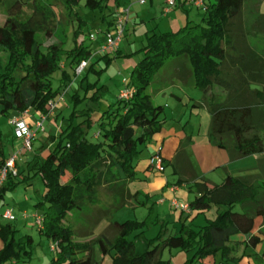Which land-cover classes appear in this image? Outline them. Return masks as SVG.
I'll use <instances>...</instances> for the list:
<instances>
[{
  "label": "trees",
  "instance_id": "trees-1",
  "mask_svg": "<svg viewBox=\"0 0 264 264\" xmlns=\"http://www.w3.org/2000/svg\"><path fill=\"white\" fill-rule=\"evenodd\" d=\"M121 1L115 0L117 9ZM203 1L201 24L188 21L177 32L148 36L141 50L143 58L131 73L132 99H117L101 114L93 108L85 110L82 122L69 125L58 139L51 137L28 163L45 187L43 200L37 204L44 226L38 229L55 246L52 264H101L105 258L110 264H170L161 257L166 249L192 252L185 264H206V260L216 264L217 258L220 264H239L247 257L246 249H255L262 242L264 224L257 234L254 230L256 220H264V159L258 161L255 173H227L219 185L195 176L191 214L183 222L170 224L159 216L153 222V208L152 216L141 222L112 221L118 210L133 201L140 203V192L132 193L129 185L139 177L143 150L161 133L166 121L162 118L164 107L153 103L147 89L168 61L172 68L168 83L179 79L177 69L185 64L188 87L202 92L194 106H205L211 115V145L225 150L231 161L264 153V50L258 52L248 41L250 33L264 36V11L247 22V0ZM187 5L189 0H177L176 8ZM79 6L80 0H15L6 9L0 26L1 115L32 111L48 116L50 103L73 81L62 69L64 59L75 68L88 62L85 71L94 70L99 59L107 64L112 61L109 53L93 61V50L84 43L65 49L66 40L58 37L64 26L78 23L74 38L87 27L77 11ZM85 8L103 14L107 7L100 0H86ZM110 14L113 20L106 33L115 20V13ZM38 34L49 39L45 51ZM55 72L61 74L58 90L53 89L50 77ZM86 78L83 72L76 80L81 83ZM98 97L96 93L92 96L93 104ZM56 141L50 149L48 145ZM7 158L0 133V168ZM30 178L20 171L16 177L9 176L0 187V201ZM89 211L102 215L117 232L112 241L103 236L91 238L92 234L80 236L73 228L68 216ZM210 212H215L212 218L207 216ZM201 216L205 224L194 225ZM150 225H157L159 231L147 238ZM17 234L13 224L0 223V264H27L33 259L32 236L17 238ZM237 236L246 240L234 241ZM137 241L145 245L142 253L137 252ZM253 258L264 264V250Z\"/></svg>",
  "mask_w": 264,
  "mask_h": 264
},
{
  "label": "rangeland",
  "instance_id": "rangeland-1",
  "mask_svg": "<svg viewBox=\"0 0 264 264\" xmlns=\"http://www.w3.org/2000/svg\"><path fill=\"white\" fill-rule=\"evenodd\" d=\"M106 9L102 14L100 10L90 12L85 8L86 0H80V6L77 10L81 15L87 27L84 33L74 38L75 31L78 23H70L68 26H64V29L58 33L63 41L66 40L65 49L71 50L75 46L84 43L89 45L94 53L99 51V47L104 42V35L108 30L109 23L112 22L113 16L110 13H116L118 9L128 10L126 33L117 50L110 52V58L112 61L107 62L102 59L98 60L95 64L94 70H84L87 74V78L81 83L79 80H74V68L70 64V60L64 59L62 62V69L65 70L70 76H72V83L61 89L57 98L54 100L55 108L49 113L44 123V131L41 132L36 140L33 142V149L31 152L21 155L17 163L18 171L22 172L24 176L31 177L26 182L17 186L14 190L8 191L3 200L0 201V223L1 224H13L18 229L17 238L25 235L32 236L34 240V255L30 263L27 264H52V259L55 253L51 250L52 244L46 236L40 235L39 229L35 226V219L33 214H40L42 211L37 204L43 200L45 193L44 183L41 177L34 175V171H31L29 162L32 160L35 152L46 144V141H51V137L58 139L61 132L69 125H77L85 119L82 116L85 110L89 108L95 109L99 114L105 110H109L113 106L120 93L125 90L124 82L130 80L131 73L135 66L142 60L143 52L142 48L147 43V38L153 34H160L166 32H177L179 29L187 25L188 21H192L194 24H201L205 17V12L202 8H197L194 5H187L184 8H175L169 15L164 13L166 7L165 0H147L144 4H140L138 0H122L120 7L117 9L115 0H100ZM15 0H4V4H0V26L6 19V9L10 8ZM27 13L29 11L24 9ZM259 11H264V0H247L244 11V19L249 22L254 20ZM105 16V19H104ZM95 35L96 40L91 41L90 35ZM37 40L43 44V51L46 50L47 39L43 34L37 35ZM249 45L255 47L258 52L264 50V36L262 34L255 35L250 33L248 36ZM97 56V57H96ZM99 55H94L95 58H99ZM93 58V61L96 59ZM171 64L168 61L155 77L154 83L147 89V93L150 94L152 101L155 105L163 106L165 112L162 116L165 120H170L175 117L180 120L181 126L186 127L189 134H193L200 140L206 138L209 135V128L211 122V115L205 106L193 107L196 104L193 100L202 99V92L196 88L181 86L180 84L168 83L167 80L169 74L172 72ZM53 81V89L58 90L60 86L61 74L55 72L50 75ZM156 89H161L163 92H156ZM96 93L99 95L98 99L94 102L91 101L92 96ZM180 97L182 100L177 101L174 96ZM199 102V101H198ZM190 109L193 111L190 112ZM30 115L33 120L38 118L34 112L30 111ZM23 114L10 113L7 115L0 114V133L2 136V142L4 145V152L6 155L13 149H16V141L13 136V128L10 121L13 117H22ZM37 116V117H36ZM97 116L96 113L93 115ZM193 124V125H191ZM179 130V126L173 124ZM169 124L165 125L167 128ZM194 126V127H193ZM200 129V136L197 131ZM93 132L95 131L92 130ZM93 136V133H91ZM57 141L48 147L52 149ZM197 152V151H196ZM148 150L145 148L142 154L147 155ZM46 155V153H44ZM10 156V155H9ZM8 156V157H9ZM200 160L199 156H196L195 160ZM264 158L263 154H258L250 157H246L230 163L229 170L232 176H240L244 172L257 167L258 161ZM22 159V160H21ZM26 159V163L24 160ZM23 163V168H20V163ZM165 170V169H164ZM221 178H225L226 172L223 168L219 170ZM155 175H164L166 178L175 183L178 177H173V171L168 168L167 171L154 172ZM218 175V174H217ZM154 178V177H153ZM222 179V180H223ZM151 181L145 178H140L129 185L132 193L137 190H145ZM221 182V181H220ZM155 184V183H154ZM190 187L186 188L190 201L194 198V189ZM191 189V190H190ZM149 199L146 198V194L143 195V199L139 202L133 201L128 206L118 210L112 216L113 222L123 223L126 221H144L150 216L153 218V222L159 216L160 209L156 207L155 202L161 197L160 193H152ZM152 201V202H150ZM168 204L162 209H166ZM152 209V215H150V209ZM5 211H10L14 217V221H9L2 217ZM25 215L28 216V220L25 219ZM160 217V216H159ZM160 219H164L162 216ZM68 220L73 228L78 231L80 236L92 234L91 238L103 236L107 240H113L117 232L109 226L102 215L97 212H73L68 216ZM197 226H202L203 223H195ZM205 224V223H204ZM173 231L172 226L169 227ZM159 231L157 225H150V229L146 233L147 238L154 237ZM137 252L142 253L145 249V245L141 241L136 243ZM193 253H187L178 250L166 249L162 252L161 257L163 260H169L170 264H185L187 260L192 258ZM110 260L105 258L101 264H110ZM209 261L206 260V264ZM12 264V263H6ZM216 264L219 263L217 258Z\"/></svg>",
  "mask_w": 264,
  "mask_h": 264
},
{
  "label": "crops",
  "instance_id": "crops-1",
  "mask_svg": "<svg viewBox=\"0 0 264 264\" xmlns=\"http://www.w3.org/2000/svg\"><path fill=\"white\" fill-rule=\"evenodd\" d=\"M95 59L97 60V58ZM177 70H178L177 76L179 77V79H174L171 83L172 84L177 83L180 84L181 86L184 85L188 87V82H189L188 65L182 64ZM74 80L76 79L74 78ZM155 91L163 92V90L161 89H156ZM174 97L177 101L182 100L180 97L177 96ZM191 100L197 104L199 103L198 101H200L201 99L200 100L191 99ZM194 105H193L194 108L197 107ZM190 112L192 113L193 111L190 109ZM35 115L38 114L35 113ZM167 124H169V126L166 128L165 125ZM173 124L179 126V130ZM199 133H200V129H198L197 131L198 136H200ZM196 138L197 137L194 135V132L192 135L189 134V131L186 130V127L181 126L180 120L178 118L173 117L170 120L165 121L161 133L156 135L153 142L146 147L148 150L147 155L145 156V154H142L140 157V162L138 164V169L140 171L139 179L143 177L151 181V183L149 182L150 184L145 190L142 191L137 190L141 194V196L138 198V201L143 199L144 194L150 196L153 195L152 193H160L161 197L159 198L158 201L155 202V204L156 207L160 209L159 216L160 217L162 216L164 220H167L170 224L183 222L184 218L191 214V213H183L182 211L175 210L171 206V202L176 200L179 203H185L189 205L190 198H188L189 195L187 194L186 188L190 187L189 185H192L193 183L192 181L195 178V176L198 179H206L212 184L219 185L224 180L223 178H221V175H219L220 174L219 170L221 168H223L226 173L231 175L229 166L230 163L234 161H231L229 159L227 152L225 150H222L220 148L211 145L208 136L200 140ZM16 144L17 146L15 147L16 149H14L15 151L21 148V143L19 141H16ZM12 152H14L13 149L10 151V153L7 156H9ZM25 154L26 153H24V155ZM155 154H159L160 157L163 159L164 168H165L164 173L165 171H167L168 168H171L173 171V177L174 176L178 177L176 183H175V179L173 180V182H170V180L166 178L164 175H160V174L155 175L154 174L155 171L151 170L149 162H150V158ZM196 156H199L200 160H198L197 158L196 161L195 160ZM24 162L26 163V159L24 160ZM23 167H24L23 163L21 162L20 168L22 169ZM255 172H256V167L254 169L244 172L243 174H252ZM167 204H168L167 208L165 210L162 209V207L166 206ZM214 213L215 212H210L207 216L209 218H212ZM25 219L28 220V216ZM197 222L203 223L204 225L205 217L204 216L199 217L194 222V225H196L195 223ZM263 224H264L263 219L256 220V225L254 230L255 234H257L260 231V229L263 228ZM175 231L176 230H174L173 233H175ZM261 238H262V242L255 249L248 248L245 250L247 257H244L239 262V264H257L254 261L253 256L255 255L260 256L262 251L264 250V236H261ZM245 240L246 237L244 236H237L234 238V241L243 242ZM1 247H2V243L0 241V249ZM242 251L243 248L240 249L239 253ZM262 262H264V258Z\"/></svg>",
  "mask_w": 264,
  "mask_h": 264
},
{
  "label": "built area",
  "instance_id": "built-area-1",
  "mask_svg": "<svg viewBox=\"0 0 264 264\" xmlns=\"http://www.w3.org/2000/svg\"><path fill=\"white\" fill-rule=\"evenodd\" d=\"M147 0H138L140 4H144ZM166 7L164 13L169 15L177 6V0H165ZM190 5H194L197 8H203L205 3L203 0H189ZM127 16L128 10L118 9L115 13V20L112 29L103 34L104 42L99 47V51L95 52L94 55H104L110 53L119 48V45L126 33L127 27ZM90 40H96L95 35H90ZM88 62H82L79 66L74 69V77L78 78L84 70L87 68ZM125 90L122 91L118 97L119 100L129 101L132 99L135 90L130 80L124 82ZM50 111L52 112L55 108V102L50 103ZM22 117H13L10 121V124L13 128L14 139L21 143V148L17 151H14L6 159L3 167L0 168V187H2L9 176L16 177L18 175L17 163L19 158L24 153L32 151L33 142L36 140L37 136L44 131V123L47 119V116L39 115L36 120L32 119L30 111H26ZM150 167L151 170L155 172H164V163L163 159L159 154H155L150 158ZM171 206L175 210L182 211L183 213H191L190 207L188 204L179 203L174 200L171 202ZM4 219L9 221H14V217L10 211H5L2 215ZM35 226L39 229H43L44 226V217L41 214H35ZM27 218V216H25ZM55 250V246L52 247V251Z\"/></svg>",
  "mask_w": 264,
  "mask_h": 264
}]
</instances>
